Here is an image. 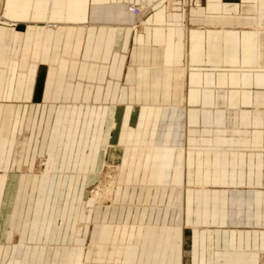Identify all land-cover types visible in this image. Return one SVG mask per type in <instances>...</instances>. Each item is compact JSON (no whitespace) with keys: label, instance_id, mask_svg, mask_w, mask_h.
Segmentation results:
<instances>
[{"label":"crops","instance_id":"crops-1","mask_svg":"<svg viewBox=\"0 0 264 264\" xmlns=\"http://www.w3.org/2000/svg\"><path fill=\"white\" fill-rule=\"evenodd\" d=\"M196 1L0 0V264H264V0Z\"/></svg>","mask_w":264,"mask_h":264},{"label":"rangeland","instance_id":"rangeland-1","mask_svg":"<svg viewBox=\"0 0 264 264\" xmlns=\"http://www.w3.org/2000/svg\"><path fill=\"white\" fill-rule=\"evenodd\" d=\"M193 3H197V1L193 0ZM146 10L148 9L141 10V12H138V14L141 15ZM116 171H117V168L115 166L107 165L104 168V171H103L104 173L101 175L102 178L97 183L89 187L88 193L89 195L92 196V198L96 202L98 203H102L104 201L108 202V200L111 199L112 193L114 191L113 189L116 187V182H115V176L117 174ZM106 188L109 189V191L108 190L106 191ZM104 189L105 191H102Z\"/></svg>","mask_w":264,"mask_h":264},{"label":"bare ground","instance_id":"bare-ground-1","mask_svg":"<svg viewBox=\"0 0 264 264\" xmlns=\"http://www.w3.org/2000/svg\"><path fill=\"white\" fill-rule=\"evenodd\" d=\"M132 8H136V7H132ZM132 8H131V10H132ZM137 10H138V12H141V10H144V9H138V8H136ZM133 12V11H132ZM134 13V12H133ZM135 14H137V15H139L138 13H135Z\"/></svg>","mask_w":264,"mask_h":264},{"label":"built area","instance_id":"built-area-1","mask_svg":"<svg viewBox=\"0 0 264 264\" xmlns=\"http://www.w3.org/2000/svg\"><path fill=\"white\" fill-rule=\"evenodd\" d=\"M132 11H133L134 13H138V10H137L136 8H132Z\"/></svg>","mask_w":264,"mask_h":264}]
</instances>
